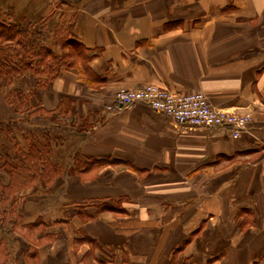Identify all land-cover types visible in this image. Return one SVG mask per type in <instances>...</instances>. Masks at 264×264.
Returning a JSON list of instances; mask_svg holds the SVG:
<instances>
[{"label":"crops","instance_id":"0c3cea01","mask_svg":"<svg viewBox=\"0 0 264 264\" xmlns=\"http://www.w3.org/2000/svg\"><path fill=\"white\" fill-rule=\"evenodd\" d=\"M27 1L0 0V16L48 34L57 49L58 31L68 33L58 22L64 10L41 24L44 7L29 17ZM78 10L71 32L81 57L59 78L103 117L86 130L88 117L65 101L60 119L86 133L83 165L97 161L94 180L80 184L95 194L81 203L110 204L94 214V205L67 203L59 264H264V0H81ZM75 67L86 79L77 85ZM149 83L202 91L216 108L251 113L253 121L235 138L228 128L180 124L143 103L102 114L101 102L119 90ZM38 96L44 112L56 108ZM20 205L15 212L26 216Z\"/></svg>","mask_w":264,"mask_h":264},{"label":"rangeland","instance_id":"374dc122","mask_svg":"<svg viewBox=\"0 0 264 264\" xmlns=\"http://www.w3.org/2000/svg\"><path fill=\"white\" fill-rule=\"evenodd\" d=\"M40 1L38 5L34 6L32 0L27 1L26 4L31 7L29 17H38L40 15L38 11L43 7L42 13L49 16V18L56 7L64 10L58 22L68 29V33L63 34L61 41L57 38V41H59L56 45L57 49L53 48V50L56 54H64L66 63H69V61L71 63L69 67H67V69L71 71L70 66H73L81 57L80 48L77 47L78 44L81 43L77 41L76 38H73L71 32L73 31L75 12L79 11L78 9L81 8V0H68L70 4L65 7L62 5L64 2L63 0ZM85 1L86 0H83V2ZM34 2L36 3L38 0ZM70 26H72L71 30ZM35 35L37 37V34ZM41 36V38H43V43L46 45L53 43L52 39L48 37V34L45 35V33H42ZM6 44L7 42L0 40L1 47L6 46ZM60 62L62 63V60H60ZM63 64H65V62ZM62 66L64 65H61V67ZM61 67L58 75L51 82L52 84L50 86H40L37 88L35 80L30 77L24 79L22 83L17 78L14 84L15 88L16 86H21L25 89L35 88V94H37L36 100H39L38 94H42L44 99L53 100L57 106L50 112H44L42 109L32 118L28 117L25 113H19V108L6 97V92H8L7 87L2 88V90L0 89V126L6 124L10 127V131L6 133L7 137L0 133V143H5V145L3 143V153L19 156L16 150L9 148V146L14 143L15 139L18 140L20 146L25 147L27 143L26 136L40 141L46 138L47 141H51V146L54 149L51 155L52 161L60 165V169L53 176L48 178L37 177L29 186L20 189L15 188L13 192L8 191L12 200L17 198V201H19V203L21 202L17 210L25 213L26 216H20L15 212L14 214H10V217L0 224V236L2 235L0 238L4 242V244L2 241L0 242V264H59L60 258L58 256H60V253L65 252L66 247L65 238L67 236L66 228L68 226L64 223L63 211L65 210V206H67V203H81L82 200L87 198L90 199L89 196L95 194L94 192L92 193V190H87L80 186L81 183L91 179L94 180L97 172V161L93 158L88 162V173L86 172L83 174L81 172L82 167H80V165L82 166L83 163H86L82 162V164H80L79 161V159H82L80 155L82 150V138L86 133L83 134V131L80 130L81 128H75V124L73 123L74 119L68 117V120H70L68 122L70 123L63 122L64 119L60 118H65V116L59 109L60 106L65 108V103L67 102L68 106L72 105L73 109L87 116L88 120L83 127L86 130L91 129L92 125L100 121L103 116L101 114L93 115V113L86 111L85 107H88V103L84 101L81 102L80 98L76 97L75 99L73 95H70V89L75 87L73 83L72 87L69 86V90H65L64 86H61L64 83V80L59 78L61 75ZM73 74L77 79L76 85L86 80L78 67L74 68ZM53 93H55V95H53ZM115 96L110 102H103V104L101 102V105L99 104L100 106L103 105L102 114L109 118L112 117L115 112V110L111 108V106L115 105ZM90 99L96 100L99 99V97L97 93H95ZM249 114L253 121V115L251 113ZM14 118L19 120L16 121L15 124L11 121ZM6 121H8V123ZM9 138L13 143H9ZM1 176L10 183L12 175L2 171ZM98 201L99 200L94 199L89 200V202L83 201L81 204L94 205L92 212L96 214L95 207H99V210H101L105 205L110 204ZM51 227H55L52 232L50 231ZM5 235L9 236L8 241H6V237H3ZM53 247H55L53 252H58V255L57 258L54 257L50 259L48 252H50Z\"/></svg>","mask_w":264,"mask_h":264},{"label":"trees","instance_id":"16d2710c","mask_svg":"<svg viewBox=\"0 0 264 264\" xmlns=\"http://www.w3.org/2000/svg\"><path fill=\"white\" fill-rule=\"evenodd\" d=\"M51 16H53V12ZM50 18L41 15L39 20L41 24H44ZM61 29L63 30V28ZM63 34L64 31H58L56 36L59 41L62 40ZM0 40L7 42L6 46H0V89L7 87L6 97L19 108L18 112L25 113L32 118L42 110L40 101L36 100V89H25L21 86L15 88V81L18 78L22 83L24 79L30 77L35 80L37 88L48 86L58 75L61 65L66 64L64 54H56L49 45L43 43L38 34L36 37L35 34L22 29L17 23L7 22L1 16ZM77 47L79 48L80 44ZM64 62L65 64H63ZM11 121L15 124L19 120L14 118ZM6 122L8 123V121ZM9 131L10 127L6 124L0 126V133L5 137ZM10 142L13 143L9 138ZM26 142V146L22 147L15 139L14 143L9 146L16 150L19 156H12L10 153L4 154L2 151L4 142L0 143V224L2 221H6L10 214L15 213L14 205L17 198L12 200L8 191L13 192L15 188L29 186L37 177H51L60 169V165L52 161L51 155L54 149L50 140L47 141L45 138L40 141L26 136ZM79 161L82 164L83 161L81 159ZM86 165H80V167L83 169L87 167ZM2 171L12 175L10 183H4L1 176ZM1 241L3 242L0 238Z\"/></svg>","mask_w":264,"mask_h":264},{"label":"built area","instance_id":"2783aa9c","mask_svg":"<svg viewBox=\"0 0 264 264\" xmlns=\"http://www.w3.org/2000/svg\"><path fill=\"white\" fill-rule=\"evenodd\" d=\"M138 103L146 104L180 124L208 129L228 128L235 138L252 123L249 113L238 114L216 108L202 91L177 92L153 83L119 90L115 96V105L111 108L123 111Z\"/></svg>","mask_w":264,"mask_h":264}]
</instances>
